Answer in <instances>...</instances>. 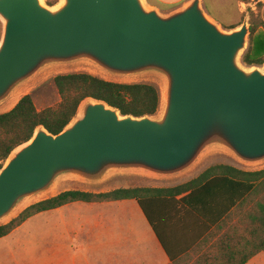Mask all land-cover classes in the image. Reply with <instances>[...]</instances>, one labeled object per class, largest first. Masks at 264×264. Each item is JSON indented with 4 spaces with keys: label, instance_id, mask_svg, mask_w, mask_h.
<instances>
[{
    "label": "water",
    "instance_id": "water-1",
    "mask_svg": "<svg viewBox=\"0 0 264 264\" xmlns=\"http://www.w3.org/2000/svg\"><path fill=\"white\" fill-rule=\"evenodd\" d=\"M0 18V113L53 67L83 66L122 83L140 81L116 79L157 76L164 84L153 115H123L87 98L60 133L38 126L0 168V225L72 187L175 184L213 161L264 167V63L243 60L247 16L227 28L204 0L169 10L147 0H0Z\"/></svg>",
    "mask_w": 264,
    "mask_h": 264
},
{
    "label": "crops",
    "instance_id": "crops-1",
    "mask_svg": "<svg viewBox=\"0 0 264 264\" xmlns=\"http://www.w3.org/2000/svg\"><path fill=\"white\" fill-rule=\"evenodd\" d=\"M185 1L155 0L156 5L165 8L154 6L169 10ZM239 5L238 11L243 16L241 5L245 6V2ZM216 164L245 171L264 169H245L232 162L213 161L178 183L138 187H175L197 178ZM217 186L220 190L226 188L224 184ZM190 194L191 190L158 201V207L170 213L168 218L160 212L158 215L159 228L171 254L137 200L77 201L40 212L1 237L0 264H264V250L253 254L264 244V189L250 192L245 202H238L229 214L208 227L181 201ZM201 198L195 195L191 200L196 203L198 199L199 203Z\"/></svg>",
    "mask_w": 264,
    "mask_h": 264
},
{
    "label": "trees",
    "instance_id": "trees-1",
    "mask_svg": "<svg viewBox=\"0 0 264 264\" xmlns=\"http://www.w3.org/2000/svg\"><path fill=\"white\" fill-rule=\"evenodd\" d=\"M48 4L52 5L50 2ZM257 28L256 24L251 25L250 45L243 57L248 65L264 63V31H257ZM54 84L61 97L58 104L38 109L32 95L26 94L13 109L0 113V168L14 149L33 137L38 126H44L53 134L60 133L75 117L82 101L87 98L105 101L110 106L118 108L123 115L139 117L155 114L161 102L158 86L148 82L122 83L88 72H73L56 75ZM205 182L208 184L202 188ZM219 184H224L225 190H220L217 186ZM209 187L212 189L208 190ZM256 189H264V169L245 171L227 164H216L197 178L175 187H120L105 192L65 190L28 206L11 221L0 225V238L8 235L28 218L68 203L135 199L144 210L167 252L171 254L159 228L161 221L159 212L161 216L166 215L165 218L170 214L166 208L158 207L161 198H174L191 190V194L181 201L190 206L197 213L198 219L208 227L229 214L238 202H245L249 193ZM202 193L204 194L201 195ZM195 195L203 197L202 201L198 203L197 199L195 203L191 200ZM260 250H264V244L253 254Z\"/></svg>",
    "mask_w": 264,
    "mask_h": 264
},
{
    "label": "rangeland",
    "instance_id": "rangeland-1",
    "mask_svg": "<svg viewBox=\"0 0 264 264\" xmlns=\"http://www.w3.org/2000/svg\"><path fill=\"white\" fill-rule=\"evenodd\" d=\"M61 0H42L45 4L52 3L49 6L57 5ZM245 2V6L241 5L244 9L243 16L240 15L238 9L240 7V2ZM148 4L151 6L156 5L155 0H147ZM206 7L210 14L222 23L225 27L230 28L232 24L242 23L245 17H248V23L250 26L252 24L258 25L257 31H264V0H205ZM156 6H159L156 5ZM162 6V5H161ZM160 7V6H159ZM165 8V7H160ZM3 20L0 18V40L3 33ZM88 69H84L83 66H67V67H53L49 68L39 75H37L33 80L28 82L25 87H23L19 92V97L21 98L23 95L31 94L33 100L38 109H43L49 106H54L58 104L61 100V97L58 93V90L54 84V77L60 73H69V72H87ZM106 78V77H105ZM109 79H114L108 77ZM116 80H128L132 81H140V82H149L158 86L161 91H163L164 84L160 77L157 76H140L132 79H116ZM161 108L157 115H160ZM133 182V181H132ZM121 181L117 184H113L110 190L120 188V187H128L131 185H137L141 183H132ZM109 188V187H106ZM69 189V188H67ZM75 189V187H72ZM35 200L30 201L26 206L34 203ZM37 201V199H36Z\"/></svg>",
    "mask_w": 264,
    "mask_h": 264
}]
</instances>
